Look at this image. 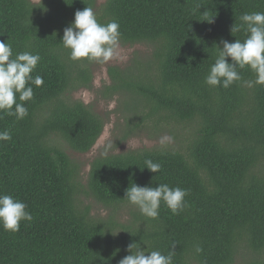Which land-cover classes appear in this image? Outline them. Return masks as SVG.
I'll use <instances>...</instances> for the list:
<instances>
[{"label": "trees", "instance_id": "16d2710c", "mask_svg": "<svg viewBox=\"0 0 264 264\" xmlns=\"http://www.w3.org/2000/svg\"><path fill=\"white\" fill-rule=\"evenodd\" d=\"M85 7L102 24L119 23L122 46L151 47L146 62L109 68L106 95H133V111L141 106L145 119L158 118L157 127L174 121L192 128L185 153L156 148L96 159L86 188L61 146L86 154L105 127L71 96L93 87L94 62L71 60L61 43ZM252 12H264V0H107L101 6L98 0H0V41L12 46L13 56L39 54L32 75L44 81L32 85L26 118L0 114V131L12 136L0 144V193L26 203L34 217L16 234L0 228V264H119L131 243L173 252V264H264V85L248 87L243 81L255 76L247 68L228 89L204 82L216 46L245 39L243 31L230 30ZM148 159L161 172L145 168ZM132 183L186 189L189 207L173 215L162 203L158 219L146 218L124 199ZM81 194L112 214L93 217ZM122 206L133 208L125 224L117 217Z\"/></svg>", "mask_w": 264, "mask_h": 264}, {"label": "clouds", "instance_id": "9594fccd", "mask_svg": "<svg viewBox=\"0 0 264 264\" xmlns=\"http://www.w3.org/2000/svg\"><path fill=\"white\" fill-rule=\"evenodd\" d=\"M40 3L42 5V0ZM239 19L241 23H235L230 31L232 35L243 31L245 39H236L235 42L222 40L223 48L216 46L219 54L204 81L210 87L228 89L243 80L239 70L246 68L255 76L254 81H243L248 87L254 84L264 85V12L244 13ZM207 22L212 23L213 18ZM121 35L117 21L102 24L93 8L85 7L75 12L74 22L64 29L61 43L69 50L70 59L73 61L105 64L112 60L127 59L121 48ZM227 58L231 59V63ZM40 61L39 54L29 51L13 56L12 46L8 42L0 41V114L14 116L17 120L28 116L25 105L34 99L32 85L40 87L44 82L42 76L32 75ZM11 139L9 130L0 131V144ZM171 140V137L164 136L160 143L164 145ZM145 165L154 174L162 170V165L151 159L146 160ZM188 194L186 189L170 187L165 183L156 187H142L132 183L126 190L124 199L136 206L141 215L155 220L159 217L162 203L173 215L182 213L189 207L185 199ZM33 219L26 203L0 193V228L3 231L16 234L20 231L21 222L31 223ZM128 251L131 254L122 258L119 264H173V252L164 255L158 250H142L136 243L129 244ZM196 251L199 253L202 248L196 247Z\"/></svg>", "mask_w": 264, "mask_h": 264}, {"label": "rangeland", "instance_id": "374dc122", "mask_svg": "<svg viewBox=\"0 0 264 264\" xmlns=\"http://www.w3.org/2000/svg\"><path fill=\"white\" fill-rule=\"evenodd\" d=\"M31 1L34 3L40 2V0ZM106 1L98 0V5L101 6ZM121 48L123 49V54L127 56L126 60H112L105 64L94 62L90 66L94 76L93 87L91 89L82 88L75 90L71 95L73 100H79L86 106L91 107L105 122L102 135L92 150L86 154L77 153L64 142H61L62 148L78 165L80 182L85 188L87 187L91 164L98 158L133 150L170 148L185 153L187 149L188 137L192 129L190 125L169 121L167 123L169 125L168 128H166L165 122L162 127H160L161 124H158L159 126L157 127L154 124L156 123L155 119L157 120L158 118L145 119L146 114L141 106L136 111H133L134 104L132 102L133 97H131L133 95H124L122 92L113 97L106 95V87L112 84L109 68L126 69L131 67L136 59L144 62L147 55L151 53V47L147 44L121 45ZM146 61L147 58L145 59ZM132 71L137 72L136 69H132ZM144 105H147L146 102ZM148 113L149 110L147 111ZM135 124L140 125L139 128ZM124 136L130 137L125 138ZM164 136H169L172 140L161 145L160 141ZM78 199L83 206L91 207V214L95 218H107L112 214L110 208H106L91 197L81 194ZM132 210L131 206H122L117 213L118 221L122 224L127 223L130 220Z\"/></svg>", "mask_w": 264, "mask_h": 264}]
</instances>
